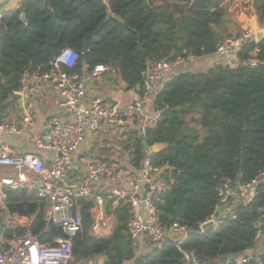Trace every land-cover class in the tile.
Listing matches in <instances>:
<instances>
[{
	"label": "trees",
	"instance_id": "16d2710c",
	"mask_svg": "<svg viewBox=\"0 0 264 264\" xmlns=\"http://www.w3.org/2000/svg\"><path fill=\"white\" fill-rule=\"evenodd\" d=\"M227 1L250 2L258 25L264 27V0H109V10L101 0H22L27 23L20 20L18 10H11L0 25V120L16 108L13 91L21 78L49 71L64 47L78 53L73 68L64 70L82 74L104 65L109 78L126 91L141 85L150 60L214 54L224 37L237 35L228 32ZM237 60L235 69L220 63L169 77L153 99L159 119L142 133L118 125L124 129L120 143L130 176L141 169L147 150L162 144L150 153V161L163 166V178L172 182L166 192L153 197L157 220L164 228L173 223L185 226L188 238L178 245L168 238L159 246H139L128 235V204L110 200L104 210L112 227L107 234H94L92 201L83 199L82 230L73 238L74 259L214 264L223 256L255 248L264 179L248 201L231 200L234 218L225 214L216 228L199 229L215 213L217 189L224 181L232 186L247 183L264 169V37L244 43ZM7 204L18 215L37 212L33 232L43 229L44 199L9 189ZM54 235L63 234L51 226L42 240ZM185 253H194L198 261L187 260Z\"/></svg>",
	"mask_w": 264,
	"mask_h": 264
},
{
	"label": "built area",
	"instance_id": "2783aa9c",
	"mask_svg": "<svg viewBox=\"0 0 264 264\" xmlns=\"http://www.w3.org/2000/svg\"><path fill=\"white\" fill-rule=\"evenodd\" d=\"M101 2L109 10V0ZM15 10L26 24L21 5L17 4L12 9ZM7 11L0 9V25ZM256 32L248 26L237 35L224 37L213 54L217 57L216 64L232 69L238 67L237 52L244 43L256 41ZM77 59L75 50L64 47L49 71L23 76L19 87L13 91L16 109L0 120V264H72L73 238L82 230L83 199L92 201L91 231L94 234L110 231V218L104 210L105 202L110 200L128 204V235L139 246L145 243L159 246L168 238L178 245L188 238L185 226L173 223L164 228L157 220L153 197L166 192L172 180L163 178V166L151 163V148L134 176L116 172L112 164L101 157L82 153L87 135L92 137L106 122L121 125L137 116L141 121L137 129L141 133L147 126L154 125L159 112L153 109L149 113L150 97L160 81L174 75L186 59L148 61L144 79L135 88V98L125 106L108 104L102 94H89L86 73L64 70L73 68ZM106 70L107 67L98 64L90 73L100 79ZM50 84L57 89L59 108L66 116L53 114L44 129L32 131L36 114L29 106V96L39 94ZM263 179L264 169L247 183L232 186L229 180L224 181L217 189L216 211L227 210L233 198L243 197V201H248L256 184ZM9 189L25 190L46 201L44 227L40 232H33L32 227L37 212L18 215L11 211L7 204ZM220 222V216L213 213L199 224V229L216 228ZM51 226L59 228L63 235L42 240ZM257 226L255 238L258 240L264 231V204ZM252 252L253 248L246 249L230 260H218L214 264H257ZM185 258L193 263L198 261L194 253H185ZM94 264L106 263L103 258H96Z\"/></svg>",
	"mask_w": 264,
	"mask_h": 264
},
{
	"label": "crops",
	"instance_id": "0c3cea01",
	"mask_svg": "<svg viewBox=\"0 0 264 264\" xmlns=\"http://www.w3.org/2000/svg\"><path fill=\"white\" fill-rule=\"evenodd\" d=\"M6 1L4 6L0 7L1 10H12L15 8L17 4H20L22 0H0V2ZM155 2H159L162 0H154ZM165 1H171L174 2L176 0H165ZM227 10L231 15L230 20L227 22L228 25V32H232L233 34L237 33L239 34L245 27L251 26L257 31H262L263 32V37H264V27H260L258 25L257 19L255 14L253 13V9L251 6V3L248 1H235V2H230L227 1ZM217 58L215 55H206V56H200V57H192L188 58L185 63L182 65L183 68L181 70H177L176 73H180L183 71H190L192 67L199 66L202 64V67L205 64H208L206 66L209 67L210 65H214L217 63ZM205 69V68H204ZM107 71V70H106ZM104 72L100 79H96L92 77L91 73H86V83H87V90L89 94H102L103 96H108L111 101H115L117 105L120 106H125L129 104L133 98H135V89L132 90H124L123 86L119 82H113L110 78L107 72ZM173 75V74H172ZM170 76L164 77L161 81L160 84L157 88V91L154 93L152 100L148 104V111L149 113L154 109L153 106V99L155 94L160 90L161 86L163 83L169 78ZM115 78V75H112V79ZM59 101L60 97L58 94L57 89L53 85H46L39 94L37 95H32L29 96L28 103L29 106L32 108V110L36 114V120L35 124L33 127L30 129L32 131H40L46 127L48 124V120L51 115L57 114V115H64L66 116L63 111L59 108ZM108 102V101H107ZM110 105H115L112 104L111 102H108ZM16 109V108H15ZM15 109L11 110L14 111ZM10 111V112H11ZM135 118L138 121V124H134V118L127 120L124 125L125 127L131 128V129H137L138 125L140 124V118L135 116ZM86 137L87 144L84 146L82 149V153L85 156H95V155H90V153L87 151L89 148L88 144V136ZM113 168L116 170V167ZM123 174H127L126 172H123ZM227 210H221L219 212V216H223L225 214H231V207H227ZM112 220L110 219V227H112ZM252 255L254 257V261L257 264H264V235L262 233L261 237L256 242L255 248H253ZM99 258L102 259V257H95L94 259ZM95 261H91L90 259L82 261L81 264H94ZM80 264V263H79Z\"/></svg>",
	"mask_w": 264,
	"mask_h": 264
},
{
	"label": "rangeland",
	"instance_id": "374dc122",
	"mask_svg": "<svg viewBox=\"0 0 264 264\" xmlns=\"http://www.w3.org/2000/svg\"><path fill=\"white\" fill-rule=\"evenodd\" d=\"M235 34V33H234ZM233 35V34H232ZM187 60V59H186ZM208 64L202 67V64L190 68L191 70H202L206 68ZM183 66H179L177 70H181ZM114 79V78H113ZM152 100V97H150ZM124 129L119 128L118 125L111 123H104L101 125L100 129L91 137L88 136L89 148L87 151L90 155H95L98 157H106L110 162L114 163L116 167V172L123 173L127 169V157L126 153L122 150V145L120 143L121 138L124 135ZM101 147H111L109 150L102 151ZM113 166V164H112ZM91 261H95L94 258H90ZM81 264V261L73 259L72 264Z\"/></svg>",
	"mask_w": 264,
	"mask_h": 264
},
{
	"label": "water",
	"instance_id": "95a60500",
	"mask_svg": "<svg viewBox=\"0 0 264 264\" xmlns=\"http://www.w3.org/2000/svg\"><path fill=\"white\" fill-rule=\"evenodd\" d=\"M5 3H6V1L0 2V7L4 6ZM262 38H263V32H262V31H257V32H256V41H260ZM106 100H107L108 102H111L112 104H116V102H115V101H111V99H110L108 96H106ZM161 148H162V144H154V145L151 147L152 151H154V152L160 150ZM222 209H223V208L218 209V210L215 212V215L217 216V215L219 214V212H220ZM205 227H206V226H204V228H205ZM206 228H207V227H206ZM263 235H264V231H263ZM140 253H142V251H140ZM234 255H235V254H229V255H227V256H223V257H221V258L219 259V261H220V262H224V261H226L227 259L230 260V259H232V258L234 257ZM132 262H134V261H132Z\"/></svg>",
	"mask_w": 264,
	"mask_h": 264
},
{
	"label": "bare ground",
	"instance_id": "6f19581e",
	"mask_svg": "<svg viewBox=\"0 0 264 264\" xmlns=\"http://www.w3.org/2000/svg\"><path fill=\"white\" fill-rule=\"evenodd\" d=\"M20 5H21V2H20Z\"/></svg>",
	"mask_w": 264,
	"mask_h": 264
}]
</instances>
